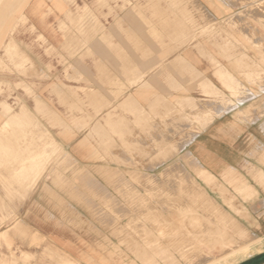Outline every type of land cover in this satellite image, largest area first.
<instances>
[{
    "label": "rangeland",
    "instance_id": "rangeland-1",
    "mask_svg": "<svg viewBox=\"0 0 264 264\" xmlns=\"http://www.w3.org/2000/svg\"><path fill=\"white\" fill-rule=\"evenodd\" d=\"M0 2L2 8L13 7L19 24H26L22 14L26 5L23 0ZM67 2L70 11L60 30L68 36L64 46L68 58L84 56L78 53L80 46H86L88 27L93 31L103 19L115 20L118 26L126 23V29L120 30L127 47L142 52L144 60H155L159 68H192L188 62L190 51L201 54L211 62H216L215 53L220 55L223 60L217 61L216 75H220L218 78L227 90L229 88L228 92L205 77L200 84L203 87H200L212 100L203 106L200 100L192 96H181L178 104L183 122L192 124L191 119L184 114L185 108L201 122L203 128L215 116L222 115L223 111V114L228 113L237 109L240 103L256 98L260 90L244 84L245 79L252 85H258L261 91L264 90V0H211L220 13L226 12L222 18L214 17L199 0ZM135 22L142 24V30L137 29V33ZM37 34V30L32 27L0 29V76L8 77L0 78V120L18 111L22 103H26L28 117L19 120L20 123L14 125L16 131H10L0 144V233L4 232L0 235V264H206L205 260L211 262L217 260L213 258L222 259L225 252L234 247L243 249L241 244L247 236L249 240L259 238L264 243V175L256 181L260 186L258 190L245 172L241 174L234 167H229L223 177L218 178L203 167L189 150L182 152L196 138L200 128L194 129L190 136H178L177 139V136H158L149 142H142L143 146L134 140L125 141L121 139L122 136H113L120 138L118 142L112 141L111 136H99V144L106 150H111L113 143L118 150H126L131 155L132 162L119 159L116 168L96 169L106 183L115 186L111 193L107 189L103 190L92 171L85 168L77 170L71 166L61 144L46 146V141L51 138L56 140L42 125L39 113L42 111V79L52 78L42 73L40 62L32 60L21 45L24 38H29L37 47H42V40L41 45L36 41L39 39ZM10 38L20 44L23 52L20 48L10 51L5 49V43ZM53 51L52 46L48 47L49 55ZM63 56L66 55L59 53L58 64L66 65V78L70 79L72 67L65 63ZM57 79L59 82L62 80ZM20 127L26 130L28 127V131ZM41 144L42 148L39 146ZM19 149L20 154L24 151L27 153L25 158L22 156L24 154L19 156L16 152ZM26 149L33 150L30 153ZM259 154L262 157H257ZM263 156L264 147L258 144L255 159L263 164ZM31 157L37 158L33 167H29L27 172L26 169L20 171L25 159ZM146 160L149 162L146 163ZM251 165L248 173L252 176ZM255 165L258 167V164ZM121 166L124 170L127 166L134 167V170L124 172ZM249 167L247 165L244 168L248 170ZM148 169H154V172H146ZM40 170L44 171L37 185L43 184L53 198L62 197V203L53 206L57 210L60 207L64 210L63 221H57L60 226H71L70 199L86 198L85 203L81 200L83 203L79 209L84 208L87 214L80 213L77 224L94 235L90 238L88 252L80 261L56 248L50 238L42 237L39 231L28 227L22 220L21 203L34 192L37 185L29 192H26V188ZM253 216H258L260 220L256 222ZM227 219H231V223ZM231 224L236 227L233 229ZM17 226L22 233L14 235L13 230ZM42 242L45 245L43 250ZM247 249L249 256L246 252L242 253L235 264L264 252V249L262 252H255L250 247ZM220 259L219 262L222 261Z\"/></svg>",
    "mask_w": 264,
    "mask_h": 264
},
{
    "label": "crops",
    "instance_id": "crops-1",
    "mask_svg": "<svg viewBox=\"0 0 264 264\" xmlns=\"http://www.w3.org/2000/svg\"><path fill=\"white\" fill-rule=\"evenodd\" d=\"M37 1L29 0L22 11L26 24H19L12 6L10 9L0 7V29H26L33 26L37 33L45 37L42 47H37L29 38H24L21 45L32 60L40 62L42 73L52 78L42 79V111L39 118L55 140L65 148L71 166L77 170L85 168L92 171L103 190L107 189L111 193L115 186L106 183L96 169L102 171L105 168H116L119 159L132 162L131 155L126 150H118L113 143L111 150H106L99 144V136H111L114 142L120 141V138L113 136H122L121 139L125 141L134 140L143 146L142 142H149L158 136H177V139L178 136H190L194 129L200 128L196 138L182 152L189 150L203 167L218 178L223 177L229 167H234L241 174L245 172L254 182L251 183L254 188L259 190L256 181L264 175V156L261 164L255 159V152L258 144L264 147V90L261 91L258 85H252L245 79L244 84L260 90L256 98L240 103L235 110L215 116L203 128L201 122L185 108L184 114L191 119L192 124L183 122L178 104L181 96H192L200 100L203 106L212 100L200 87L205 77L228 92L216 75L217 61L223 60L220 55L215 53L216 62H211L201 54L196 55L190 51L188 62L192 68H159L155 60H144L142 52L127 47L120 30L126 29V23L118 26L115 20L103 19L101 25H97L93 31L88 27L86 46H80L78 53L84 56L68 58L64 50L67 37L60 29L70 11V5L67 0H44L45 3L37 6ZM199 1L216 18L226 14L220 13L211 4V0ZM103 12L106 13V10ZM134 28L137 33L142 30V24L135 22ZM36 41L41 45V40ZM50 46L55 50L52 55L47 53ZM59 53L66 55L63 56L65 63L72 67L69 71L70 79L66 78V65L58 64ZM232 72L237 75L235 71ZM0 78L8 79L5 76ZM57 78L62 80L59 82ZM239 113L243 114L240 116ZM7 118L2 117L0 124ZM261 154L257 157H262ZM249 164H252V176L256 180L248 173ZM247 165L248 170L244 168ZM120 168L124 172L134 170L130 166L125 170L123 166ZM145 171L154 172V169ZM50 193L39 183L34 192L21 203L22 220L28 227L39 231L42 237L50 238L56 248L80 261L88 252L90 238L94 235L77 224L80 213L87 214L84 208L79 209L86 198L70 199L72 223L69 228H64L57 224V221H63V208L57 210L53 207L62 203V197L53 198ZM95 203L99 204V201L95 200ZM253 217L256 222L260 220L258 216ZM44 247L42 242V250ZM240 264H264V260L254 262L250 258Z\"/></svg>",
    "mask_w": 264,
    "mask_h": 264
},
{
    "label": "bare ground",
    "instance_id": "bare-ground-1",
    "mask_svg": "<svg viewBox=\"0 0 264 264\" xmlns=\"http://www.w3.org/2000/svg\"><path fill=\"white\" fill-rule=\"evenodd\" d=\"M28 1L29 0H23V2H25V4H27L28 3ZM18 3V2H17ZM43 3H45V1L44 0H38L35 4L37 5V6H39V5H41V4H43ZM0 4H1V2H0ZM12 4V3H11ZM9 6H11V5H9ZM7 9V8H6ZM137 10V9H136ZM135 10V11H136ZM9 12H11V11H9ZM12 13V12H11ZM23 18L24 19H26V17H24V15H23ZM182 18V17H181ZM1 23V22H0ZM86 23V22H85ZM81 24V23H80ZM85 25V24H84ZM78 27V26H77ZM85 28V27H84ZM32 29H34L35 30V28L32 26ZM98 33V32H97ZM87 35V34H86ZM37 37L39 38V40H45V37L42 35V33H38L37 34ZM68 37V36H67ZM14 48H20L19 50H22L21 49V47L19 46V44L17 43V41L14 39V38H10L8 41H6V43H5V49L6 50H12V49H14ZM75 48V47H74ZM21 52V51H20ZM22 52H23V50H22ZM74 54V53H73ZM72 54V55H73ZM27 56V55H26ZM28 60V59H27ZM35 64V63H34ZM219 70V69H218ZM221 70V69H220ZM217 73V72H216ZM219 73V72H218ZM223 73V72H222ZM224 74V73H223ZM225 74H226V71H225ZM222 75V74H221ZM217 76H220V75H217ZM221 77H224V76H221ZM226 77V76H225ZM228 77V76H227ZM230 77V76H229ZM232 77V76H231ZM222 79V78H221ZM226 80H227V78H225ZM229 79V78H228ZM232 79V78H231ZM72 80V79H71ZM203 80H205V79H203ZM230 80V79H229ZM207 81H205V83H206ZM232 82V81H231ZM205 83H203L204 85H205ZM227 83V82H226ZM234 83V82H233ZM201 84V83H200ZM237 84V83H236ZM208 85H209V83H208ZM201 86V85H200ZM206 86V85H205ZM224 86H226V85H224ZM201 87H203V85L201 86ZM238 87V86H237ZM239 88V87H238ZM237 88V89H238ZM205 89V88H204ZM208 89V88H207ZM244 89V88H243ZM203 90V89H202ZM228 90H229V88H228ZM236 90V89H235ZM234 91V90H233ZM239 91H240V88H239ZM206 93H207V91H206ZM232 93V92H231ZM241 93H242V91H241ZM244 93V92H243ZM248 94V93H247ZM237 96V95H236ZM130 98V97H129ZM131 104V103H130ZM131 106V105H130ZM224 112V111H223ZM223 112H222V115H223ZM220 116H221V114H220ZM25 117H27V114H26V103H22L21 104V106H20V110L19 111H16V112H14V113H11L10 115H9V117L6 119V120H4L1 124H0V144H1V141L3 140V138L7 135L8 136V134H10L9 132L10 131H12L13 132V130H15L14 129V125L15 124H18V123H20L19 122V120H21V119H23V118H25ZM28 118V117H27ZM25 120V119H24ZM28 120V119H27ZM29 122V121H28ZM25 123H26V120H25ZM25 123H24V125H25ZM62 123H64V122H62ZM95 124V123H94ZM26 125H28L27 123H26ZM30 125V124H29ZM28 125V126H29ZM16 127V126H15ZM17 127H19V126H17ZM24 127V126H23ZM12 128V129H11ZM20 128H22V127H20ZM17 129V128H16ZM19 129V128H18ZM23 129V128H22ZM25 129V131H28V127H27V130H26V128H24ZM23 129V130H24ZM20 130V129H19ZM16 131V130H15ZM20 132H22V131H20ZM64 132V131H63ZM67 132V131H66ZM65 132V133H66ZM25 133V132H24ZM29 133V132H28ZM62 133V132H61ZM68 133V132H67ZM21 134V133H20ZM27 134V133H26ZM17 135H18V133H17ZM29 135V134H28ZM78 135V134H77ZM17 138H20V137H17ZM27 138V137H26ZM86 138V137H85ZM5 139V138H4ZM24 139V138H23ZM84 139V138H83ZM16 140V139H15ZM29 140V139H28ZM30 140H32L31 138H30ZM23 141V140H22ZM33 141V140H32ZM80 141H81V139H80ZM79 141V142H80ZM10 142V141H9ZM20 142V141H19ZM24 142V141H23ZM26 142V141H25ZM24 142V143H25ZM28 142H30V141H28ZM27 142V143H28ZM8 143V142H7ZM11 143V142H10ZM10 143H9V146H10ZM16 143V142H15ZM23 143V144H24ZM82 143V142H81ZM81 143H80V145H81ZM32 144H33V142H32ZM59 143L58 142H56V141H54V139L53 138H51L49 141H46V146H57ZM83 144V143H82ZM87 144V143H86ZM17 145H19L18 143H17ZM22 145V144H21ZM28 145V144H27ZM26 145V146H27ZM38 145V144H37ZM26 146H24V147H26ZM32 146V145H31ZM34 146V145H33ZM39 146H41V148H42V144L41 145H39ZM61 146V145H60ZM13 147V146H12ZM15 147V146H14ZM19 147H21V146H19ZM18 147V148H19ZM37 147V146H36ZM54 147V148H55ZM52 148V147H51ZM53 148V149H54ZM60 148V147H59ZM7 149V148H6ZM21 149V148H20ZM20 149L19 150H15L16 152H18V154H19V156L20 155H22V154H24V155H22V156H24L23 158H25L26 156H27V153L24 151V153H22V154H20L21 152H20ZM24 149V148H23ZM28 149H29V147H28ZM28 149H26V151H30V150H28ZM31 149V148H30ZM33 149H35V148H33ZM32 149V150H33ZM46 149V148H45ZM61 149V148H60ZM59 149V150H60ZM9 150H11L10 148H9ZM13 151H14V149H12ZM25 150V149H24ZM31 150V151H32ZM23 151V150H22ZM31 151H30V153H31ZM47 151V150H46ZM16 152H15V154H16ZM20 152V153H19ZM10 153H12V152H10ZM25 153H26V156H25ZM30 153H28V154H30ZM33 154H34V151L32 152ZM9 154V153H8ZM11 157H12V155H11ZM3 158H4V156H3ZM22 158V157H21ZM91 158V157H90ZM37 158H35V157H31L29 160H28V158H26L25 159V162H23L22 163V165H21V170L20 171H24L25 169H26V172L28 171V168L29 167H33V164L36 162L35 160H36ZM0 160H1V158H0ZM14 160V159H13ZM31 160V161H30ZM43 160V159H42ZM52 160V159H51ZM17 161H19V160H17ZM28 161H30V163H28ZM13 162V161H12ZM50 162V161H49ZM17 163V162H16ZM8 164V163H7ZM12 164V163H11ZM14 165V164H13ZM43 165H44V163H43ZM1 166V165H0ZM9 166H11V165H9ZM83 166V165H82ZM79 168H81V167H79ZM8 169V168H7ZM15 170V169H14ZM16 170H18V169H16ZM6 171V170H5ZM43 171L44 170H40L39 171V173L36 175V176H34L33 178H32V180L30 181V183H29V186H27V188H26V192H29L30 190H32L36 185H37V183H38V181H39V179L41 178V176L43 175ZM7 173H10L9 171H7ZM31 174H33V172L31 173ZM30 174V175H31ZM27 175V174H26ZM61 176V175H60ZM30 178V179H31ZM20 179V178H19ZM26 181H28L27 179H26ZM26 183V182H25ZM24 183V184H25ZM179 186V185H178ZM181 187V186H180ZM24 189V188H23ZM9 193V192H8ZM1 195V194H0ZM20 195V194H19ZM17 198V197H16ZM19 199V198H18ZM21 202V201H20ZM215 202V201H214ZM216 203V202H215ZM175 204H177V203H175ZM178 204H180L181 205V203L179 202ZM177 204V205H178ZM5 207H6V205H5ZM221 207V206H220ZM10 208V207H9ZM180 208H181V206H180ZM216 208V207H215ZM218 208V207H217ZM224 208V207H223ZM184 208H182V210H183ZM219 210V212H223V211H220V209H218ZM11 211V210H10ZM224 213V212H223ZM225 214V213H224ZM223 214V215H224ZM221 215V214H220ZM224 216H226V215H224ZM221 217V216H220ZM227 218V217H226ZM225 217H224V219H226ZM232 219H233V217H232ZM17 220V219H16ZM21 220V219H20ZM215 220V219H214ZM214 220H213V222H214ZM216 220H217V218H216ZM219 220H221V219H219ZM230 221H231V219H229ZM203 221H205V220H203ZM226 221V220H225ZM230 221H228V219H227V222H230ZM19 222H21V221H19ZM222 222V221H221ZM226 222V223H227ZM234 222V221H233ZM206 223H208V222H206ZM217 223H220V222H218L217 221ZM231 223V222H230ZM23 224V223H22ZM234 224H235V222H234ZM236 224H237V222H236ZM235 224V225H236ZM26 225V224H25ZM204 225V224H203ZM206 225V224H205ZM212 225V224H211ZM219 225V224H218ZM227 225V224H226ZM231 225H233V224H231ZM230 225V226H231ZM235 225H233V229H234V226ZM237 225H239V223L237 224ZM212 227H214V226H212ZM211 227V228H212ZM236 227V226H235ZM238 227V226H237ZM206 228V227H205ZM210 228V229H211ZM232 228V227H231ZM239 228H240V226H239ZM236 229V228H235ZM238 229V228H237ZM208 230V229H207ZM212 230V229H211ZM243 230H244V227H243ZM245 230H246V228H245ZM210 232V231H209ZM214 232V231H213ZM236 232H237V230H236ZM235 232V233H236ZM245 232V231H244ZM20 233H22V231L20 230V228H19V226H17V228L16 229H14L13 230V234L14 235H18V234H20ZM216 233V232H215ZM238 233V232H237ZM243 233V232H242ZM2 234H4V232L3 233H0V235H2ZM223 234H226V233H223ZM231 234V233H230ZM234 234V233H233ZM232 234V235H233ZM222 235V234H221ZM237 236V235H236ZM236 236H234L235 238H236ZM256 236V235H255ZM258 236V235H257ZM232 237V236H231ZM238 237V236H237ZM241 237V236H240ZM244 237V236H243ZM247 237H249V236H247ZM246 237V239H245V241L243 242L242 240V244L241 245H243L242 247H243V249L241 248V249H239V247L237 248V247H234V249H232V247H231V251H228V252H225L226 254H224V257L222 258V259H220V260H222L221 262H219L218 260V258H213V259H217L216 261H212L211 260V262H206V260H205V263L206 264H235V263H237L238 261H239V259H240V257H241V254L242 253H244V252H246L248 249L247 248H254L253 250L256 252V250H258V251H262L263 249H264V243L262 242V241H260V239L259 238H257V239H250L249 240V238H247ZM252 237V236H251ZM235 238H233V239H235ZM169 239H171V238H169ZM215 239V238H214ZM217 239V238H216ZM223 239H224V236H223ZM233 239H231V240H233ZM238 239H240V238H238ZM178 240V239H177ZM180 240V239H179ZM237 240V239H236ZM235 240V241H236ZM173 241V240H172ZM181 241V240H180ZM220 241V240H219ZM225 242V241H224ZM234 242V241H233ZM238 243H239V240L237 241ZM170 243V242H169ZM243 243H245V245H248V247L246 248V247H244V244ZM177 244V243H176ZM180 244V243H179ZM234 245V244H233ZM240 245V246H241ZM231 246V245H230ZM222 250V249H221ZM242 250V251H241ZM251 251V250H250ZM254 251L252 252V254L254 253ZM257 251V252H258ZM222 252V251H221ZM201 253V252H200ZM249 253H251V252H249ZM246 254H247V256H249L248 255V252H246ZM203 256V255H202ZM226 256V257H225ZM243 256H245V255H243ZM246 256V257H247ZM251 256V255H250ZM201 258V257H200ZM210 259V258H209ZM208 260V259H207ZM210 261V260H209ZM200 263H201V261H200ZM201 264H203V263H201Z\"/></svg>",
    "mask_w": 264,
    "mask_h": 264
},
{
    "label": "water",
    "instance_id": "water-1",
    "mask_svg": "<svg viewBox=\"0 0 264 264\" xmlns=\"http://www.w3.org/2000/svg\"><path fill=\"white\" fill-rule=\"evenodd\" d=\"M254 262L262 261L264 260V253L262 255H259L258 257L252 258Z\"/></svg>",
    "mask_w": 264,
    "mask_h": 264
}]
</instances>
